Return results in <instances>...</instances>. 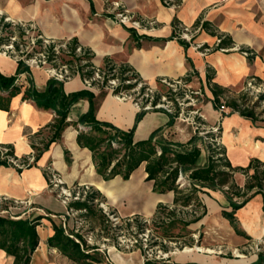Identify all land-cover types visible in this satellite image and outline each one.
<instances>
[{"label": "crops", "instance_id": "crops-1", "mask_svg": "<svg viewBox=\"0 0 264 264\" xmlns=\"http://www.w3.org/2000/svg\"><path fill=\"white\" fill-rule=\"evenodd\" d=\"M109 1L119 2L139 19L155 20L156 26L145 31H128L130 27L116 23L115 11ZM175 1L177 7L168 9L161 4V0H0V12L21 21H33L38 32L44 36L70 41L75 39L78 45L90 52L94 66L101 67L111 62L129 68L140 80L153 86L162 78L195 81L200 91L210 96L212 108L213 95L209 85L217 84L229 90L231 87H239L247 76L264 80V0ZM202 23L207 28L201 27ZM176 24L198 29L195 39L192 43L188 42L186 49L180 42L184 39L174 35ZM211 32L228 39L232 47L226 48L225 53L214 50L209 55H202L200 45L216 46L217 38ZM235 47L251 51V57L233 51ZM17 69L18 64L14 59L0 55V73L4 76H21L17 84L20 94L11 98L7 111L0 109V145L12 146L15 155L20 156L33 150L31 141L36 140V137L47 139V126L53 122L56 113L38 108L32 100L22 99L23 92L29 87L38 91L46 88L49 79L45 72L40 69L17 72ZM62 88L66 95L86 90L78 76L64 82ZM91 93L94 95L97 120L108 122L121 130L133 127L139 111L130 102H119L110 95ZM7 96L6 92L0 93L3 99ZM88 109L87 98L79 99L71 106L67 118L69 126L63 131L61 139L52 143L34 166L22 169L20 173L14 167L0 166V195L13 199L27 196L41 210L38 216L51 219L58 225H62L64 219L69 226L73 214L68 213L67 205L47 192L44 168L51 166L67 185H87L100 192L95 186L104 180L96 174L89 150L80 148L76 142V128L82 127L72 125ZM225 113L228 115L220 113L222 119L218 127L220 143L231 166L244 168L252 158L264 163V113L256 122L240 116L238 112ZM168 119L162 111H146L135 129L134 140L147 139L157 128H163V135L167 137L165 129ZM191 137L184 141L175 140L185 143ZM197 146L201 148L200 164L203 165L207 151L198 143ZM65 150L70 163L65 160ZM237 175L241 176V183H236L242 187L245 176L236 173L235 177ZM141 176L146 177L143 173ZM206 192L199 194L207 210L205 217L186 230L190 232L198 228L204 231L207 225L209 230L213 229L216 233L215 247L224 246L225 250H230L232 259L219 256L221 251H214L213 254L194 251L190 258L182 261L175 259L171 264H256L258 253L264 249V245H259L260 241L264 244L262 194L253 196L236 211V224L241 231V235H238L222 216V211H231L227 194L220 190L207 189ZM154 196L157 200L151 213L154 214L158 203L172 205V192L154 193ZM46 218L39 222L42 227L41 233L37 230L39 244L30 264H44L47 251L58 252L46 244L47 238L53 233ZM199 237L204 240L201 232ZM210 245L213 247L206 240L204 249H211ZM247 247L250 249L248 254H240ZM57 254L65 258L59 252ZM93 254L96 256L97 253ZM12 261L10 256L0 250V264H12Z\"/></svg>", "mask_w": 264, "mask_h": 264}, {"label": "trees", "instance_id": "trees-1", "mask_svg": "<svg viewBox=\"0 0 264 264\" xmlns=\"http://www.w3.org/2000/svg\"><path fill=\"white\" fill-rule=\"evenodd\" d=\"M2 19L3 17L0 18V22ZM201 27L207 28V25L202 23ZM127 30L136 32L133 28ZM211 34L220 39L214 50L232 47V43L222 35L214 32ZM184 41L180 42L186 49L189 43ZM76 44L77 41L72 39L71 45ZM87 58L89 62L85 66H92L91 57ZM17 64V72L29 70L22 61H18ZM121 68L122 73L130 71L129 68ZM17 79L18 76H4L0 73V93L6 92L8 94L5 99L0 97L1 110L7 111L11 98L20 94L21 90L17 87ZM62 86V82L49 79L43 91L29 87L22 94L23 100H32L38 108L53 110L56 113L53 122L47 126L49 136L47 139H41V147L31 141V148L37 153L33 159V164L28 165L27 168L34 166L43 152L47 151L52 143L61 139L63 131L69 126L67 118L71 106L79 99L87 98L89 101L88 111L81 114L78 120L72 123L75 127L78 125L82 127V129L76 128L78 132L76 135L77 145L89 150L95 172L104 181L116 177L127 181L135 170L143 166L146 175L145 181L151 183L153 193H173L172 205L167 206L158 203L152 217L154 226L161 227L163 238H171L173 236L172 230L177 226L184 230L205 217L207 210L201 203L199 194L207 193V189L220 190L227 194L231 211H222V216L229 221L238 235H241V231L236 224L235 213L237 210L242 208L253 196L262 194L264 211V163L252 158L244 168L232 167L225 156V150L216 141V138H220V133L217 135L207 133L206 138L193 135L187 142L181 143L165 137L163 135L164 129L157 128L147 139L135 141V129L146 111H139L136 114L131 129L121 130L108 122L96 119L93 93L82 90L66 95ZM209 86L213 95L214 110L220 111L221 107L224 106L229 111L238 112L240 116L253 122L260 120L264 110L261 114L256 112L259 105L257 101L252 102L251 107H245L243 106L244 103H240L238 97L228 99L225 104H222V98L228 90L217 84ZM130 87L126 86L125 88ZM257 99L258 101L263 100V95H258ZM156 111H162L168 116L167 128L173 126L177 113L169 114L162 109H156ZM221 113L223 116L228 115L223 111ZM198 142L207 151L206 161L203 165L200 164L202 153L201 148L197 146ZM0 146L8 149L5 158H0V166L14 167L8 160V157L16 159L12 146ZM64 153L66 162L70 163L68 152L65 150ZM16 170L19 173L22 171L19 168ZM236 173L245 176V183L242 187L235 181ZM45 176L48 181L46 173ZM179 177H181L180 181ZM100 197L102 198L100 192L90 190L84 200L69 202L68 211L77 212L80 218L103 219L105 216L102 209H97L98 203H94ZM15 217L19 216H14V218L0 216V250L12 258V264H30L31 257L39 244L37 226H39L40 220L46 217L38 216L34 219ZM137 219L138 217L135 216L136 221ZM47 220L50 222L53 232L47 238L48 247L56 249L74 264L102 263V260L93 254L99 248L98 246L87 245L82 235L74 231H67L62 225L56 224L51 219ZM128 222L130 221L128 220ZM161 246L163 251L167 252L166 247ZM263 263L264 249L258 253L256 261V264ZM144 264H150V259H146Z\"/></svg>", "mask_w": 264, "mask_h": 264}, {"label": "rangeland", "instance_id": "rangeland-1", "mask_svg": "<svg viewBox=\"0 0 264 264\" xmlns=\"http://www.w3.org/2000/svg\"><path fill=\"white\" fill-rule=\"evenodd\" d=\"M2 1L3 0H1V2ZM109 2L111 3L112 1ZM161 4L168 9L177 7L175 0L167 1L166 4L161 1ZM115 14L116 13H114V19L117 24L131 27V23H120V18H117ZM0 16L10 18L14 22L21 21L8 17L2 12H0ZM133 19L139 21L140 27L136 28L137 31L150 30L156 26V21L153 19H139L134 15ZM1 23L2 22H0V27ZM26 23H29L33 27L32 31H34L35 34L39 33V30L33 21H27ZM1 31L2 40L0 41V55H3L5 52L4 46L6 44L7 36L6 33H3V30ZM197 32L198 29L196 28L184 27L183 25L176 24L174 35L177 38H185V40L192 43L193 39H195V36L197 35ZM199 49L202 55H209L210 53L215 52L214 46L205 47L200 45ZM233 51L239 52L244 57H251V51L249 50L235 47ZM220 52L225 53L227 51ZM3 56L14 59V53L7 52V54ZM251 79H254V81H252V87ZM160 80L157 81L156 85H150L153 89V95L155 96L159 94L161 107L168 109L171 108L173 112L172 114L177 113L173 126L165 129L166 133H168L167 137H169V139L176 141V138L184 141L189 136L193 135L206 138L207 133H213V135L220 133L218 123L221 122L222 119L220 115L221 112L216 111L211 107L209 103L210 96L204 91H200L197 84L194 83L195 81L190 82L180 79L178 80V84H174L173 88H170L169 86L162 84ZM100 94L101 96L110 95L119 102H130L132 105L135 102H142L136 91L131 93L130 99L126 98L125 100H123L122 97L118 100L115 98V95L110 94L105 90H101ZM260 94L263 95V100L258 101L257 97ZM169 96L175 97L178 104L168 103L166 99ZM163 97L165 98L164 100ZM238 97L240 99V103H244L243 106L245 107H251V103L257 101L259 105L256 108V112L261 114L262 110H264V80H259L254 76H247L239 87H231L228 90L222 98V104H225L228 99ZM227 111L229 110L225 109L223 112ZM216 119L218 120L216 121ZM39 138L42 137H36V140H33V142L41 147V140ZM198 145L202 147L199 142ZM36 153V150H32L28 154H20V156H16V159H14L15 163H10H12L15 168L25 169L28 165L33 164V159ZM44 169L47 177H49L53 182L50 185L47 181V192L54 195L63 203V201H66L67 191L71 190L74 185H67L61 175L52 169L51 166L48 168L45 167ZM141 173H143V167L133 173L132 176H134V179L132 180V183L136 185L139 184L137 187L141 188L137 189L143 192L146 196H154L150 184L145 181V178L141 176ZM58 180H60V182H58ZM115 181L122 182L123 180L117 178ZM235 181L237 183H241V176L237 175L235 177ZM106 182L109 183L110 181ZM90 190L97 191L94 187H90ZM0 199V216L2 217H11L12 215L19 216L20 218L34 219L39 215V213H41V210L35 207L27 196L22 197L21 199H13L0 195ZM94 203H98L97 209H102V213L105 216L103 219L80 218L78 216L79 214L75 213L73 214L72 220L69 222V226L64 219L62 220V223H64L67 231H74L82 235L85 238L87 245L99 247V250L94 253H97L96 256L102 260L101 264H143L146 259H150V264H171L176 259V253H180L186 247L194 248L198 246L204 248L206 240L213 244V247H211V245L209 247L212 250V254L214 251H221L219 256L232 259L233 255L230 250H225L226 248L224 246L215 247L216 233L213 229L209 230L207 225L204 226V231L197 228L196 231L191 230L190 232H187L186 229L183 230L180 226H177L172 230L173 236L171 238H163L161 236V227L154 226L152 222L153 213H151V211L146 213V211L141 210V204H135V198L131 194L118 196L116 202L114 203H110L107 198L102 195V198L100 197L96 199ZM135 216L138 217V222L135 220ZM128 220L130 222H128ZM41 228V226L37 227L39 233H41ZM200 232L202 233V239L204 240L200 239ZM161 245L166 247L167 252L163 251ZM259 245L264 244L260 241ZM249 251L250 249L247 247L246 250L240 251V254L247 255ZM47 252V260L44 264H74L67 258H63L57 254L58 252ZM200 253H204V251Z\"/></svg>", "mask_w": 264, "mask_h": 264}, {"label": "built area", "instance_id": "built-area-1", "mask_svg": "<svg viewBox=\"0 0 264 264\" xmlns=\"http://www.w3.org/2000/svg\"><path fill=\"white\" fill-rule=\"evenodd\" d=\"M161 1L166 4L167 1L170 0ZM111 6L116 13V17L120 18V23H131L130 28L133 29L140 27L139 21L133 19V15H131V13L119 2H111ZM1 17L2 16H0V18ZM5 25H8V27H5ZM32 28L33 27L29 23L22 21L14 22L10 18L3 17L0 27V41L2 40L1 30H3V33H6L7 36L3 55H6L7 52L14 53V60L16 62L22 61L29 69H40L45 72L48 79H54L58 82L64 83L78 76L82 79V83L86 90L95 93H100L101 90H105L115 95V98L118 100L120 97H122L123 100L126 98L130 99L131 93L136 91L139 99L142 100L140 103H133L138 111L162 109L166 113H173L171 108L161 107L159 94L154 96L153 89L150 85L141 81L132 72L126 71L122 73V68L111 62L101 67L94 66L93 64L92 66H85L89 62L87 57H91L88 50L78 44L72 46L69 40L54 39L42 36L40 33L35 34ZM219 42L220 39H217L216 45ZM221 51L226 50L221 49ZM20 77H18L16 81L17 84L20 82ZM160 81L170 88H173L174 84L176 85L179 82L178 80L171 81L165 78ZM252 81H254V79H251V87ZM126 86L131 87L125 88ZM164 99L163 97V100ZM155 100L156 103L154 104ZM166 100L168 103L178 104L175 97L169 96ZM225 109L227 108L222 106L220 111L222 112ZM216 141L220 144L219 139L216 138ZM7 151L8 149L0 146V158L4 159ZM8 160L9 162L15 163L13 157H8ZM180 180L181 177H179V181ZM48 182L50 185L53 183L49 177ZM58 182H60V180H58ZM67 192L66 201H63L66 205L71 201L84 200L87 194L90 193V187L77 184ZM68 213L75 214L77 212L71 210ZM11 217L14 218L12 215ZM62 226L65 228L64 223H62Z\"/></svg>", "mask_w": 264, "mask_h": 264}, {"label": "bare ground", "instance_id": "bare-ground-1", "mask_svg": "<svg viewBox=\"0 0 264 264\" xmlns=\"http://www.w3.org/2000/svg\"><path fill=\"white\" fill-rule=\"evenodd\" d=\"M143 174L145 175V172H143ZM133 179H134V176H132L130 180L122 181V182L115 181V179L111 180L109 183H107L106 181H102L96 184L95 187H97V189L101 193H103V195L107 198V200L110 203L116 202L118 196H122V195L125 196L127 194H131L135 198V204H141L143 210L146 211V213H149L151 209L153 208V206L155 205L157 198L155 196L148 197L143 192H141L139 189H137L141 187H137L139 184L136 185L132 183ZM130 187H133V188H130ZM194 251H206L209 253L212 252L211 249H204L198 246L194 248L186 247L180 253H176V259L178 261H182V260H185L187 257L190 258L192 254L194 253ZM235 253H238V252L235 251Z\"/></svg>", "mask_w": 264, "mask_h": 264}]
</instances>
